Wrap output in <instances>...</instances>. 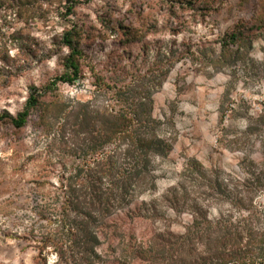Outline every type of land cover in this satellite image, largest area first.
<instances>
[{"label":"rangeland","instance_id":"1","mask_svg":"<svg viewBox=\"0 0 264 264\" xmlns=\"http://www.w3.org/2000/svg\"><path fill=\"white\" fill-rule=\"evenodd\" d=\"M67 1L0 0V114L15 115L29 87L44 90L63 72L62 36L72 26L81 51L78 79L45 92L25 126L0 121V264H81L52 246L35 260V242L57 228L60 176L77 163L73 150L91 144L73 117L81 104L115 111L149 95L159 134L172 141L132 209L159 210L157 220L131 210L107 218L96 249L105 264L151 260L136 247L158 232L184 233L192 212L165 199L181 186L210 220L250 212L264 226V0H76L70 13ZM59 107L62 118L70 113L65 130L52 117ZM189 164L199 166L192 176ZM202 172L223 192L209 196Z\"/></svg>","mask_w":264,"mask_h":264},{"label":"trees","instance_id":"2","mask_svg":"<svg viewBox=\"0 0 264 264\" xmlns=\"http://www.w3.org/2000/svg\"><path fill=\"white\" fill-rule=\"evenodd\" d=\"M67 2L66 11L70 13L76 0ZM75 35L72 26L62 36V43L68 49L63 72L51 79L44 90L34 85L29 87L22 109L15 115L0 114V121L8 120L14 128H22L30 113L40 105V97L45 92L53 90L58 82L72 83L78 79L81 51ZM235 36V33L231 34L232 38ZM125 100V108L115 111L107 108L91 110L81 104L73 113L75 122L78 121L76 125L88 134L91 144H85L78 152L72 149L77 163L62 172L58 184L60 191L54 196L58 203L55 204L58 212L54 216L56 231L55 234L47 232L35 242L38 249L35 260H45L42 251L46 246H52L60 257L69 252L71 259L80 260L81 264H105L96 249L100 245L97 230L107 218L115 212L131 210L134 219L157 220L159 210L143 208V214L136 215L132 209L135 199L146 188L154 187L153 161L156 157L167 156L172 141L160 136L161 122L152 116L149 95ZM63 109L59 107L52 115L55 123L58 121L56 127L61 130H65L70 114L65 110L62 118ZM43 118L40 114L39 119L42 121ZM109 143L116 144L114 149L102 151ZM120 146L124 147L119 151ZM184 170L192 176V171H198L199 166L191 168L189 164ZM200 176L205 179L209 196L215 188L223 192L217 177L213 180L211 175L203 172ZM179 188L181 192L173 189V196L167 195L165 199L176 211L186 206L192 212V222L184 233L158 232L148 244L138 245L134 254L149 256L151 260H119L117 264H264V226L255 223L257 220H253L250 212L234 221L231 215L210 220L198 201L189 198L184 187ZM235 205L243 208V200L236 199ZM43 211L39 218H45ZM50 222L51 218L47 224Z\"/></svg>","mask_w":264,"mask_h":264}]
</instances>
